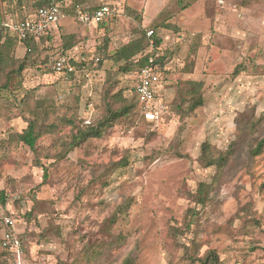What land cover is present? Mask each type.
I'll return each instance as SVG.
<instances>
[{
  "label": "rangeland",
  "instance_id": "rangeland-1",
  "mask_svg": "<svg viewBox=\"0 0 264 264\" xmlns=\"http://www.w3.org/2000/svg\"><path fill=\"white\" fill-rule=\"evenodd\" d=\"M21 1L23 13L33 12L37 0ZM84 1L114 7L106 29L62 16L52 26V39L24 70L22 87L0 96V190L17 219L22 264H120L129 254L135 264H201L194 258L209 250L224 264H264V149L250 158L244 140L238 157L219 173L199 160L204 141L225 151L238 134L237 120L249 110L261 119L251 145L264 140V0ZM13 3L0 0L1 20ZM160 22L178 29L158 30L161 46L171 51L163 99L175 98L179 82L201 80L203 104L184 117L160 112L152 121L133 109L101 136L70 147L77 128L60 118L75 117L78 128L100 119L104 89L110 85L113 93L126 85L119 70L124 61L112 55ZM69 33L76 37V55L87 64L74 78L54 72L46 56L56 57L60 35ZM24 54L17 44L14 56ZM97 55L101 61L94 64ZM242 60L249 69L234 76ZM25 94L26 103L19 104ZM36 105L57 128L31 149L13 135ZM124 158L125 167L105 174L111 162ZM199 182L213 183L203 205L192 199ZM127 199L126 214L107 228ZM189 209L196 213L191 222ZM7 212L0 209V217ZM119 235L124 240L118 245ZM85 245L105 248L95 260L76 263ZM0 264L14 261L0 258Z\"/></svg>",
  "mask_w": 264,
  "mask_h": 264
},
{
  "label": "trees",
  "instance_id": "trees-1",
  "mask_svg": "<svg viewBox=\"0 0 264 264\" xmlns=\"http://www.w3.org/2000/svg\"><path fill=\"white\" fill-rule=\"evenodd\" d=\"M14 1L12 4L13 9L12 13L8 16H5L3 20L0 19V23L11 19L16 21L23 20L31 12L23 13L21 9L24 8L21 0H9V2ZM37 0L33 2L35 6L46 5V4H59L62 14L69 16H76L75 5H80L84 10L92 12L98 6L104 4L100 3L97 5H87L84 0ZM114 10V7L110 5ZM33 9V10H34ZM13 12L15 15H13ZM114 12V11H113ZM113 14V13H112ZM115 14V13H114ZM114 17V16H113ZM14 18V19H13ZM113 19V18H112ZM103 21L97 27L93 29H99L104 27L106 29L108 23ZM152 28L147 31H142L137 37L129 40L127 43L123 44L117 49V51L112 55V57L123 60L124 64L119 66V70L125 74L126 85L125 88L121 87L117 91L111 93L109 85L108 89H104L102 101H103V113L100 119L96 120L93 124H90L84 128H78V124L74 118H66L62 116L60 120L64 124H68L77 128L75 134L72 135L71 141L69 143L70 147L79 146L85 140L91 137H99L107 130L114 121L119 119L122 116L128 115L133 109H137L140 115L144 117L139 109L138 98L135 93V80L133 76L136 74L138 69L144 65L150 55L157 54L154 57L156 63L163 69L164 73L166 71L165 66L168 64L170 59V52L168 48H163L162 36L158 33L160 29H166L170 31H178L177 27L168 22H160L155 25H151ZM151 30L150 35L147 32ZM53 35L51 32L44 34L40 38H36L33 35L25 34L23 37H20L15 31L4 32L0 29V96L3 92H9L10 94H15V91L22 87L23 85V72L30 65L34 64L36 59L34 53L39 51V48L42 44L48 43L51 40ZM75 35L72 33L61 34L60 35V44L57 46V54L63 55L65 52H68L69 49L74 47L75 44ZM17 44H22L25 47V54L21 58H16L14 56V50ZM101 48V47H100ZM46 56H52V53L48 52ZM98 56V55H97ZM100 56V55H99ZM96 57V56H95ZM111 57V58H112ZM99 59L98 62H100ZM87 65V64H86ZM85 62L78 63L75 61L76 69L79 70V75H82L85 72L86 68ZM249 65L245 61L237 63L233 69V75H240L243 72L248 71ZM68 75V74H62ZM71 77H76V74H70ZM110 78V77H109ZM108 80H111L109 79ZM115 83V81H113ZM112 85V84H111ZM202 88L203 82L201 80H185L179 82L176 87L177 95L172 101L164 100V108L161 112L175 113L180 118L187 115L189 112L201 106L203 104L202 97ZM28 96L25 94L20 100L19 104L26 103ZM41 105H36L32 111L30 110L31 116L26 118V125L18 133H14V139L18 143H22L31 149L35 147L37 140L45 133L53 132L57 128V124L46 123V111L40 113ZM261 119L255 118L252 110L247 112V117L240 118L237 120L238 134L234 140H232L227 146L225 151H220L215 149L209 142L204 141L201 144L199 160L204 167H215L218 170V173L225 169L229 164L231 158L235 159L238 157L237 154L240 152L241 143L246 140L248 143V155L250 158L259 155L264 149V140H258L253 145H251V139L254 132L259 128ZM121 160V159H120ZM111 162L107 170L104 171L105 174L112 173L118 168H123L127 164L126 159L121 161ZM219 175H215V179L218 180ZM106 184V183H105ZM213 188V183L199 182L196 187V191L192 194L193 202L196 205H203L208 199V194ZM16 200H14L15 202ZM8 194L2 189L0 190V209H7V213L0 217V223L2 217L7 215H13L14 210H8ZM131 205L130 199H127L120 205H118L116 211L109 217L106 221V227H110L113 222L117 220L120 215H125L128 208ZM190 211V222L195 216V211L189 209ZM27 215V212H25ZM1 226H0V258H4L5 263H9L13 259V251L10 248L3 247L1 245ZM124 240V237L117 236L114 239L116 244H120ZM113 243V242H112ZM99 248L93 249L90 245H85L80 252V256L76 257V263L83 261H88L91 259H96L99 257L100 253L103 252L105 246H98ZM188 251V249H187ZM192 256V255H190ZM193 259V257H192ZM195 261L200 262L201 264H224L220 260L218 254L215 250H209L204 255L194 258ZM136 258L135 255L129 254L126 256L120 264H135Z\"/></svg>",
  "mask_w": 264,
  "mask_h": 264
},
{
  "label": "built area",
  "instance_id": "built-area-1",
  "mask_svg": "<svg viewBox=\"0 0 264 264\" xmlns=\"http://www.w3.org/2000/svg\"><path fill=\"white\" fill-rule=\"evenodd\" d=\"M67 0L65 3L67 4ZM114 11V12H113ZM75 19L86 27H97L103 21H108V17L114 16L113 10L109 4L104 3L94 9L92 12L84 10L82 6L75 5ZM113 13V14H112ZM63 16L59 4H46L37 6L33 12L27 15L23 20L16 21L7 19L0 23V29L5 33L15 31L20 37L25 34L35 36L37 39L46 33L52 31V26L59 21ZM52 33V32H51ZM152 33L151 30L147 32L148 35ZM150 55L147 62L142 65L136 74L133 76L135 80V93L138 98L139 109L144 115L145 119L152 121L158 118L159 113L164 108V99L162 90L165 87L163 81L164 71L156 63L154 57ZM100 56L94 57V64H97ZM75 61L78 63L84 62L81 57L73 59L68 56V52L56 57H48V65L51 69L60 74H76L77 69ZM17 219L13 215L2 217L1 226V245L10 248L13 253L14 264H22L23 249L19 235L16 233L15 225Z\"/></svg>",
  "mask_w": 264,
  "mask_h": 264
},
{
  "label": "crops",
  "instance_id": "crops-1",
  "mask_svg": "<svg viewBox=\"0 0 264 264\" xmlns=\"http://www.w3.org/2000/svg\"><path fill=\"white\" fill-rule=\"evenodd\" d=\"M68 29H69V27H68ZM51 32H52L51 34L54 36V32L55 31L52 30ZM76 52H77V47L74 46V47H72L71 49L68 50V56L72 57L73 59H79V55H76Z\"/></svg>",
  "mask_w": 264,
  "mask_h": 264
}]
</instances>
